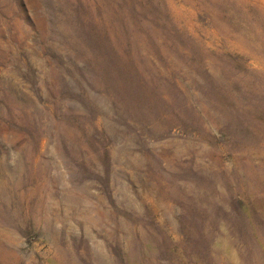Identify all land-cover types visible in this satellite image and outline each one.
I'll return each mask as SVG.
<instances>
[{"label":"rangeland","instance_id":"rangeland-1","mask_svg":"<svg viewBox=\"0 0 264 264\" xmlns=\"http://www.w3.org/2000/svg\"><path fill=\"white\" fill-rule=\"evenodd\" d=\"M247 163L264 0H0V264L262 259Z\"/></svg>","mask_w":264,"mask_h":264},{"label":"bare ground","instance_id":"bare-ground-1","mask_svg":"<svg viewBox=\"0 0 264 264\" xmlns=\"http://www.w3.org/2000/svg\"><path fill=\"white\" fill-rule=\"evenodd\" d=\"M241 171L242 176H239L238 172L236 175L237 187H235V190L253 196L255 199H257L256 204L261 207V218L259 217L261 220H259L257 217H253V226L257 230L256 234L258 236V241L262 245L261 251L264 254V169L262 166L259 167L247 163V165L242 168ZM258 256L259 255L257 253V257ZM229 260V264H235L236 255L233 252L230 253ZM245 264H264V258Z\"/></svg>","mask_w":264,"mask_h":264}]
</instances>
